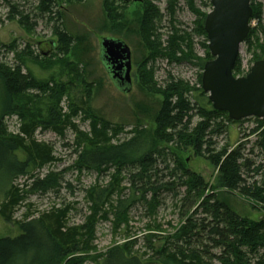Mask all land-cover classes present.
Returning a JSON list of instances; mask_svg holds the SVG:
<instances>
[{
  "label": "trees",
  "instance_id": "obj_1",
  "mask_svg": "<svg viewBox=\"0 0 264 264\" xmlns=\"http://www.w3.org/2000/svg\"><path fill=\"white\" fill-rule=\"evenodd\" d=\"M38 1L36 10L39 17L48 16L54 23L53 35L58 39L57 51L61 56H68L74 44L82 43V40L88 41L86 36H75L64 27L59 11L63 3L72 5L82 0ZM208 1L206 7H211V0ZM2 2L8 8L9 21H17L29 33L35 30L36 24L32 22V16L21 10L20 5L14 0ZM178 2L179 0L169 1L168 11L172 17L176 13ZM187 2L197 18L194 30L189 33L180 29L172 20V34L165 47L159 34L163 15L153 0H144V12L137 23L141 43L150 52L148 61L145 59L140 67L142 86L148 92L159 94L163 98L158 103L159 107L151 113L156 126L155 132L144 131L125 142L111 144L115 137L108 135L110 125H105L102 130L94 125L92 138L83 137L86 147L80 153L78 165L81 169L97 172L115 167L118 176L122 172L128 174L130 195L127 198L120 197L116 208L122 220H127L129 209L139 199L148 203L147 197L151 195L150 201L157 202L162 191L185 189L181 210H185L182 216L186 219L158 252L159 264H264V217L258 221L240 217L225 201L219 199L217 193L210 190L202 176L188 169L185 162L174 154L172 168L166 160L168 149L160 148V144L164 143L173 145L180 151L192 150L196 157L206 159L217 170L219 189L231 195L245 197L253 202L254 209L260 207L264 210V120L254 119L257 126L243 135L242 142L236 147L228 143L220 147L217 139L226 134L225 122H240H234L227 113L213 109L208 95L202 89V74L197 88H191L185 81L173 77H169L166 84L160 86L155 81L154 71L148 69V62L157 57L168 58L178 64L192 63L202 71L205 64L213 59L205 31L208 13L198 9L195 0ZM251 5V22H261L263 6L256 0H252ZM111 19L114 22V35L136 32L125 20L120 22L113 14ZM259 29L264 34V27L261 25L259 28H251L245 42L249 51H255V48L261 51V54L254 56V63L264 60V48L258 40ZM195 35L205 38L204 59L195 52ZM0 48L18 53L15 42L9 46L0 43ZM26 59L39 62L40 57L30 50H24L16 55L15 65L0 62V200H3L0 216L7 223L18 226L21 232L15 238H0V264H63L65 260L66 264H80L84 259L77 255L85 253L91 247L92 228L91 225L82 228L68 227L69 207L64 210L53 209L36 219H30L29 216L22 222L13 219L22 200L20 190L14 186L16 180L28 177L34 166L55 161L51 149L35 140L38 126L43 125L45 129L52 128L60 132L64 125L76 128L70 117L64 118L60 110V103L68 94L67 85L55 81L40 82L30 72L25 73L23 68L27 69ZM240 64L239 56L234 69L235 77H239L238 73L241 72ZM47 100L50 121L44 120L41 113L34 115L36 109L42 111L41 106ZM83 105L87 106V103ZM78 113V109H73L74 116ZM13 114L24 120L21 135L18 136H9L4 125L5 117ZM40 119L44 121L40 122ZM115 133L119 134L117 130ZM252 137L256 140L250 144L248 139ZM160 159L166 164V171H169L167 177L173 181L156 182ZM120 181L121 178L116 176L111 188L91 190L89 200L94 211L90 218L92 223H95L97 215L108 204L114 208L112 201L119 190ZM54 185L58 186L57 176L51 175L47 180L35 182L31 191L46 190ZM123 191L125 190H120V193ZM152 238L149 235L148 243L150 249L154 250ZM131 251V242L124 248L116 247L104 256L100 264H141L139 257L130 255ZM213 251L219 253L215 254Z\"/></svg>",
  "mask_w": 264,
  "mask_h": 264
},
{
  "label": "rangeland",
  "instance_id": "obj_2",
  "mask_svg": "<svg viewBox=\"0 0 264 264\" xmlns=\"http://www.w3.org/2000/svg\"><path fill=\"white\" fill-rule=\"evenodd\" d=\"M153 1L163 15L159 34L164 47L172 34V20L175 21V26L178 28L189 33L193 32L197 18L191 12L187 0H179L173 17L168 11L170 0ZM14 2L21 6V10L32 16V22L36 24L35 30L29 33L17 21H9L7 18L8 8L0 0V43L9 46L15 42L18 53L30 50L39 55V62L26 59L27 69L23 68L25 73L30 72L40 82L55 81L67 85L68 94L63 97L60 110L62 116L70 117L71 123L76 126L73 128L69 124L67 127L64 125L61 132L52 128L45 129L43 125L38 126L35 140L51 149L55 161L42 166H34L28 177H20L16 180L14 186L20 190L22 200L16 209L14 221L22 222L28 216L30 219H36L43 214L52 212L53 209L64 210L69 207L68 227L82 228L91 225L92 228L91 247L85 253L77 255L84 259L81 261L82 264H100L110 250L116 247L124 248L130 242L132 244L130 255L139 257L141 264H159L158 252L165 247L169 237L176 233V230L182 225V221L186 219L182 216L185 214V210H181V200L185 189L175 188L176 190L174 189L173 192L162 191L157 202L150 201L151 195L147 197L148 203L139 199L129 209L127 220H122L116 208L120 197L127 198L130 195L128 174L122 172L118 176L115 167L97 172L81 169L78 165L80 153L86 147L83 137L92 138L94 125L100 130L105 125H110L108 135L115 137L111 144L125 142L144 131L154 133L156 130L151 113L153 109L159 107L158 103L163 98L159 94L148 92L142 86L139 74L140 67L145 59L148 61L147 58L150 55V52L142 45L137 32L139 16H142L144 12V0L140 2L133 0L130 2H125V0H82L72 5L61 4L59 11L62 14L61 23L64 27L75 36L88 38L86 42L82 40V43L74 44L72 52L68 56H61L57 51L58 39L53 35L54 23L49 20L48 16L39 17L36 10L39 1L14 0ZM256 2L263 6V14L261 22H251V28L254 29L259 28V25L264 27V0H256ZM207 4H209L208 0H195L198 9L210 13L213 8L212 5L206 7ZM112 14L120 22L124 20L128 22V25L134 28L137 34L136 32L131 34L124 32V35L121 36L114 35ZM104 38L123 40L132 51L133 86L130 93H123L115 86L103 64L101 43ZM258 40L264 48V34L261 29L258 30ZM205 42L204 37L194 36L195 52L198 57L203 59L206 57ZM17 54L0 48V62L15 65L17 64ZM256 54H261V51L256 48L255 51H249L248 45H242L239 77L249 72L254 64ZM148 63V69L154 71L155 81L160 86L165 85L169 77H173L185 81L191 88L199 87V76L203 74V71L192 63L178 64L162 57H157ZM45 102L42 106L38 105L41 106L42 111L36 109L34 115L41 113L44 120L50 121L51 117L48 115L46 105L49 102L48 100ZM84 103H87V106L83 105ZM73 109L79 110L77 116L73 115ZM44 120L40 119L39 121L43 122ZM23 122L24 120L17 114L5 117L4 125L8 135H21ZM225 124L227 125L226 134L217 139L220 147L227 143L236 147L242 142V138H244L242 136L247 135L251 129L257 126L254 118L243 120L239 124L227 122ZM116 130L119 133L117 135ZM248 140L252 144L256 138L252 137ZM160 148L168 149L166 160L172 168L174 167L172 156L174 154L185 162L188 169L202 176L209 184L210 190L217 193L219 199L225 201L240 217L253 221L264 217V210L260 207L254 209L252 201L219 189L217 185L218 172L206 159L196 157L192 150L180 151L173 145L168 146L161 143ZM157 170L159 174L156 182L173 181L167 177L169 171H166V164L162 159L159 160ZM51 175L57 176L58 186L54 185L46 190L31 191L35 182L47 180ZM116 176L121 178V181L119 190L113 197L114 208L108 204L97 215L95 223L94 221L92 223L90 218L94 211L93 204L89 200L91 190L111 188ZM120 190L125 191L121 194ZM2 201L0 200V208ZM20 233L18 226L7 223L0 216V238H15ZM149 235L153 236L154 250L149 247ZM213 252L219 253V251ZM66 262L67 260L63 264Z\"/></svg>",
  "mask_w": 264,
  "mask_h": 264
},
{
  "label": "water",
  "instance_id": "obj_3",
  "mask_svg": "<svg viewBox=\"0 0 264 264\" xmlns=\"http://www.w3.org/2000/svg\"><path fill=\"white\" fill-rule=\"evenodd\" d=\"M132 0H125L130 2ZM140 2L142 0H133ZM212 11L205 20L212 60L204 66L202 89L213 109L229 119H264V60L253 64L246 76L235 77L241 47L251 32V0H211ZM101 57L115 86L132 91V51L120 39L104 38Z\"/></svg>",
  "mask_w": 264,
  "mask_h": 264
},
{
  "label": "flooded vegetation",
  "instance_id": "obj_4",
  "mask_svg": "<svg viewBox=\"0 0 264 264\" xmlns=\"http://www.w3.org/2000/svg\"><path fill=\"white\" fill-rule=\"evenodd\" d=\"M133 80V79H132Z\"/></svg>",
  "mask_w": 264,
  "mask_h": 264
}]
</instances>
